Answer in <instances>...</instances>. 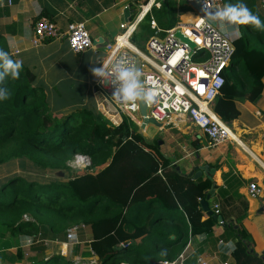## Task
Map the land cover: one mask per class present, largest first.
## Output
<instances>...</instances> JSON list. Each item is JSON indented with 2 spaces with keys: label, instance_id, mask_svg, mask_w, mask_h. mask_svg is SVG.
I'll list each match as a JSON object with an SVG mask.
<instances>
[{
  "label": "trees",
  "instance_id": "16d2710c",
  "mask_svg": "<svg viewBox=\"0 0 264 264\" xmlns=\"http://www.w3.org/2000/svg\"><path fill=\"white\" fill-rule=\"evenodd\" d=\"M184 12L185 5L169 0L155 17L170 28ZM242 26L214 103L227 123L241 116V103H256L264 91V31ZM139 35L132 41L140 43ZM0 49L16 60L2 33ZM0 87L10 92L0 101V167L28 161L39 170L69 173L76 155L91 158L85 171L65 182L16 172L0 180V264H73L78 255L96 256V264H163L176 260L192 236L212 233L219 220L202 210L200 200L213 181L185 176L129 117L112 126L96 107L56 111L37 74L24 64L18 79L8 77ZM227 193L219 191L223 201L218 215L238 222L235 231L247 251L253 242L242 225L248 202L231 206ZM213 200L219 202V196ZM225 203L232 207L230 214ZM76 226L90 228V250L83 252L79 242L71 256L48 251L50 243L70 242ZM227 229L233 232L234 225ZM24 244L34 252L27 254Z\"/></svg>",
  "mask_w": 264,
  "mask_h": 264
},
{
  "label": "crops",
  "instance_id": "0c3cea01",
  "mask_svg": "<svg viewBox=\"0 0 264 264\" xmlns=\"http://www.w3.org/2000/svg\"><path fill=\"white\" fill-rule=\"evenodd\" d=\"M159 1L163 6L169 0ZM177 1L185 5V12L179 15L176 23L196 19L201 15L207 18L204 12L198 13L199 11L186 2ZM257 1L264 10V0ZM141 2L142 0H13L12 4H9L8 0H0V33L8 42L10 54L37 74L38 84L45 88L53 109L62 113L71 110L74 105H63L62 98L70 95H82V107L93 101L94 108L96 104L95 98L93 99L92 70L99 68L106 60L110 52L108 46L114 43L121 33L120 25L127 22L124 14L127 6H136L131 10L133 14ZM237 2L238 0H221L213 9H221L227 4ZM243 3L259 15L255 7L256 0H243ZM162 6L153 7L148 15L150 18L147 19L146 16L141 23L147 21L151 28V16L159 23L155 16ZM41 16L54 21L62 32L67 31L72 22H86L94 46L80 54L70 49L65 38L52 39L34 46V26ZM213 23L232 35L235 40L243 32L242 24L233 26ZM140 29L141 26L136 32L140 33ZM138 41L140 43L132 42L139 49L145 50L146 42H143L140 35ZM241 108V116L228 123L234 138L214 147L209 146L207 137L185 116H173L170 121L160 126L145 121L139 126L135 122L142 134L150 124L159 128L161 150L166 158L170 159L171 165L176 166L185 176L213 181L215 193L209 200L210 205L214 207L217 204L220 210L223 198L220 197L219 191L222 189L228 191L226 195L231 206L238 207L242 200L248 202V213L242 225L251 234L253 242L248 244L247 251L235 231L240 226L238 222L233 217L226 221L221 215L223 221H218L212 233L190 238V242L180 254L183 256L182 264L264 263V91L256 103L245 101L241 103ZM251 181L257 182L262 188V193L257 198L248 195V185ZM216 195L219 196V202L213 200ZM228 203H225V208L230 214L232 207ZM230 224L234 225L233 232L227 229ZM229 241L234 243V251L226 247ZM251 254L257 256L258 261L254 260Z\"/></svg>",
  "mask_w": 264,
  "mask_h": 264
},
{
  "label": "built area",
  "instance_id": "2783aa9c",
  "mask_svg": "<svg viewBox=\"0 0 264 264\" xmlns=\"http://www.w3.org/2000/svg\"><path fill=\"white\" fill-rule=\"evenodd\" d=\"M179 1L186 2L199 11L198 13L203 12L204 0ZM220 1L206 0L210 9ZM12 2L13 0H8L9 4ZM161 4L159 0H143L137 6L130 20L120 25L121 33L115 42L108 46L110 52L100 66L110 59L113 62L124 60L142 73L141 80L145 89L154 93V101L151 104L145 103L146 116L141 113L139 101L135 106L118 102L112 95L114 87L111 83L108 81L102 83V78L94 75L93 94L97 111L112 126H119L125 117H129L140 126L144 123L145 117L166 124L173 116H185L207 137L210 147L231 140L234 138L232 130L214 111V103L225 83L224 74L235 51V38L202 15L196 19L179 21L169 29H160L157 21L151 16V28L157 29L158 35H151L146 41L145 50H141L131 38L140 23L151 13L152 8H160ZM127 7L131 11L130 7ZM177 31L191 40L196 48L192 50L188 43L178 38ZM34 33L32 40L34 46L58 38H65L70 49L76 54L94 46L91 33L84 21L72 22L68 25L67 31L62 32L54 21L41 16L35 23ZM74 159L78 168L91 165L82 154L76 155ZM261 193V186L251 181L248 185L249 197L257 198ZM214 207L219 214L218 205L215 204ZM80 227L84 226L74 227L68 235L69 240L75 238L74 234ZM96 261L94 258L90 264H95ZM182 262L183 256L179 255L177 260L164 261L163 264Z\"/></svg>",
  "mask_w": 264,
  "mask_h": 264
},
{
  "label": "clouds",
  "instance_id": "9594fccd",
  "mask_svg": "<svg viewBox=\"0 0 264 264\" xmlns=\"http://www.w3.org/2000/svg\"><path fill=\"white\" fill-rule=\"evenodd\" d=\"M202 11L206 14L209 21L233 26L248 24L254 30L264 31V22L243 3V0H238L236 4H227L221 9H210L206 0H204ZM22 67V61H14L7 52L0 49V83L8 77L13 80L18 79ZM92 71L94 75L102 78V83H105V81L111 83L114 87L113 97L124 105L131 104L135 106L138 101L151 104L154 101V93L146 90L143 85L141 80L142 73L134 66H129L124 60L113 62L110 59L102 67L94 68ZM9 96L8 88L0 87V101L7 100ZM226 247L230 250H235V245L231 241L228 242ZM161 254L165 253L162 252Z\"/></svg>",
  "mask_w": 264,
  "mask_h": 264
},
{
  "label": "rangeland",
  "instance_id": "374dc122",
  "mask_svg": "<svg viewBox=\"0 0 264 264\" xmlns=\"http://www.w3.org/2000/svg\"><path fill=\"white\" fill-rule=\"evenodd\" d=\"M255 7H256L257 12H259V15H258L259 18L261 19L262 22H264V10L261 8V6L259 5V1H257V0H256V6ZM262 7H263V5H262ZM158 26L160 29H165L159 23H158ZM248 26H250V25H248ZM142 28H149V30H145L142 33ZM153 34L158 35V30L157 29L152 30L149 27L148 22L147 21L144 22L141 25V29H140V37L143 40V42L145 43L146 40L148 39V37L153 35ZM142 35H144V36H142ZM66 97L62 96V98L64 100L63 105L73 104L74 106H72L71 111L76 110V109H80L82 107V105H81V99L83 97L82 95H70V96H66ZM93 99H94V97H93ZM94 101H95V99H94ZM86 107L93 109V101H90ZM196 129H198V128L196 127ZM160 134H161V132H160L159 128L156 126H153L152 124H150L148 126L146 132L143 133V135L147 136L148 138H152V139L155 138L156 140H158L157 141L158 144L160 142L159 138H161L159 136ZM84 156L86 157L87 155H84ZM86 158H87V161L90 160V157L88 158V156H87ZM74 160H72L70 162V166L72 168V171L69 173L53 171L50 169L39 170L31 162L17 161L15 163L0 167V180L6 178L9 174L16 172V173H22L24 175L32 176V177L39 179L41 181L57 180V181L65 182V181H68L70 177H73V175L81 174L86 169V167L85 168L76 167ZM88 162H91V160ZM74 235H75V238L74 239L72 238L73 240L71 239V241L68 243H63V244H60L57 242L50 243L49 245H47V247L49 248L48 251L50 253L56 252V251L62 252L64 255H70L71 256V252L73 250V247L78 245L79 242H81V244H79V245H81L83 252L90 250V248L88 247V243H87L90 240V236H91V230L89 227H80L79 229H77V231L75 232ZM23 248L27 251V254H32V252H34V250H35L29 244H24ZM94 258L96 259V256L90 257V258H84L83 256L78 255V256L74 257L75 260H74L73 264H90V262Z\"/></svg>",
  "mask_w": 264,
  "mask_h": 264
},
{
  "label": "water",
  "instance_id": "95a60500",
  "mask_svg": "<svg viewBox=\"0 0 264 264\" xmlns=\"http://www.w3.org/2000/svg\"><path fill=\"white\" fill-rule=\"evenodd\" d=\"M124 14H125L126 21L130 20L131 11L128 8H126ZM176 36L178 38H180L183 42L188 43L190 45V47L192 48V50H194L196 48L195 44L191 40H189L188 38L184 37L180 31L176 32ZM140 103H141V113H142V115L146 116V113H147L146 104L143 101H141ZM145 122H152L158 126L161 125L160 122H157L156 120H154L152 118H148V117H145ZM144 125L145 124H143L142 127H144ZM214 193H215V185L212 186L208 195L205 198H202L200 200V205H201L202 210L205 213H207L208 215L215 216L219 221H223V217L216 213V208L213 207L212 205H210V202H209V200L213 197ZM263 255H264V253H263Z\"/></svg>",
  "mask_w": 264,
  "mask_h": 264
}]
</instances>
